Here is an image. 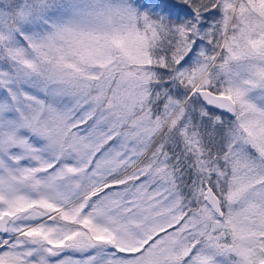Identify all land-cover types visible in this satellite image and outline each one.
Listing matches in <instances>:
<instances>
[{"label": "snow or ice", "instance_id": "obj_1", "mask_svg": "<svg viewBox=\"0 0 264 264\" xmlns=\"http://www.w3.org/2000/svg\"><path fill=\"white\" fill-rule=\"evenodd\" d=\"M0 264H264V0H0Z\"/></svg>", "mask_w": 264, "mask_h": 264}]
</instances>
